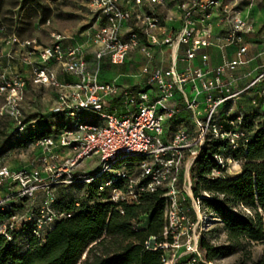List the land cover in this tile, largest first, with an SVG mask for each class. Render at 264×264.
I'll list each match as a JSON object with an SVG mask.
<instances>
[{
	"label": "built area",
	"instance_id": "1",
	"mask_svg": "<svg viewBox=\"0 0 264 264\" xmlns=\"http://www.w3.org/2000/svg\"><path fill=\"white\" fill-rule=\"evenodd\" d=\"M88 2L96 13L98 27L88 34L86 43L67 46L59 34L40 47L34 40H25L21 45L37 54L35 60H27L29 76L0 73V96L4 94V107L18 123V134L26 129L20 102L28 81L53 89L56 100L51 111L68 120L61 132L36 139L40 168L13 171L3 166L1 179L14 181L19 197L31 198L39 188L47 186L43 173L70 182L75 178L70 168L90 159L96 165L91 180L103 178L97 187H109L107 199L112 203L137 204L142 192H163L164 241L156 242V237L150 236L144 242L146 249L162 252V264H173L164 251L168 247L184 250L183 264H212L201 251L198 236L188 232L194 224L189 220L186 202L190 199L192 206L200 205V198L192 196L195 177L186 181L184 162L188 160L189 166H194L201 150L216 144L231 151H245L252 133L244 127L247 120L241 113L229 114L223 106L248 90H253L252 106L264 103V68L241 90H234V77L226 73L247 62L243 59L245 45L238 46L234 59L222 56L221 63L215 66L208 65L206 53L200 54V68H179L177 62L193 60L203 48L233 45L240 34L252 32L253 25L248 15L228 5L222 16L230 27L226 33L216 35L211 16L222 9V0H176L181 24L175 32L163 28L161 18L151 7L165 0ZM168 47L173 55L170 65L164 68L162 60ZM140 51L146 56L140 74L147 76L148 87L121 86L116 80L99 79L103 60L118 65ZM156 53L161 59L159 66L149 68ZM11 57L9 50L0 48V60ZM53 63L73 80L60 79ZM180 113L187 117L175 121ZM173 123L177 125L175 129L171 128ZM214 159L221 167L230 161L220 153ZM130 163H137L134 175L126 169ZM118 183L124 184V190L116 186ZM118 209L123 214V209ZM40 213L32 229L38 239L55 220L70 216L58 214L47 205ZM2 226V235L11 240L8 229Z\"/></svg>",
	"mask_w": 264,
	"mask_h": 264
},
{
	"label": "rangeland",
	"instance_id": "2",
	"mask_svg": "<svg viewBox=\"0 0 264 264\" xmlns=\"http://www.w3.org/2000/svg\"><path fill=\"white\" fill-rule=\"evenodd\" d=\"M227 1L230 2L227 3ZM256 1L222 0L223 7L220 12L222 13L224 7L231 5L236 12L240 13L245 5L246 15L248 13L250 15ZM258 1L262 2L264 0ZM249 15L247 17L252 24ZM97 27L96 13L90 7L88 0H0V48L9 50L12 56L0 60V73H10L7 70L5 59L10 60L8 64L11 67L23 59L24 55L32 54L33 50H30L31 48L21 45L25 40H34L35 46L40 47L49 44L53 36L59 34L63 36V42L66 44H82L87 42L88 34L94 32ZM261 30H264V26ZM249 33L240 34L235 43L240 42L243 36ZM139 53L142 54V58L137 61L138 67L142 65L144 60L146 61L143 52L140 51ZM222 56L225 57L224 54ZM125 63V66L119 67L121 70H134L135 66L130 67V61ZM111 68H115V66H105L106 70ZM50 89L49 87L37 86L29 87L26 92L24 90L20 102V112L22 114L21 121L25 123L26 129L20 134L16 131L18 123L6 111L4 94H1L0 167L5 166L13 171L23 167H41L40 162L37 161L39 153L35 138L40 133H47V135L59 133L62 131V126L58 125L68 122L66 118L55 116L52 113L53 101ZM242 99L243 95L236 99L235 110L248 116L249 128L246 129H256L260 125H264V117H262L264 106L257 105L251 110L252 108L248 103L245 105L238 104ZM224 110L227 109L224 108ZM249 111L250 113H248ZM176 126V123H173L171 128L175 129ZM220 154L224 158H230V161H227V164L219 172L216 169H211L209 176L224 179L237 177L241 173L240 157L234 159L233 155L235 153L227 148H221ZM95 168L96 165L90 159L71 167V175L75 178L70 182H64L67 179H60L61 177L58 178L54 174L47 175L43 173V181L47 186L39 188L31 198L19 197L15 182L11 179H1L0 176V214H10L8 217L0 219V234L4 229L2 225H5L11 236V240L7 241L23 251L28 247L26 241L33 235L34 222L40 216V210L43 206H49L51 210L58 214L64 213L62 205L66 201L81 202L94 193L95 190L91 189L90 184L96 187L97 193L108 197L109 187L103 190H99L97 187L101 184L103 178L91 180V174L96 170ZM126 169L129 170L130 174H136L138 172L137 163H130ZM184 169L186 181L196 175L195 165L189 166L188 160L184 162ZM116 186L124 190L123 183H118ZM94 201L95 197L89 200L88 204L91 205ZM186 205L190 207L187 212L189 220L194 224L188 229V232L192 233L194 231L199 242L204 239L213 247L226 246L227 248L223 254L209 260L212 264H252L258 260L264 261V241L241 240L238 245H232L227 240L219 216L208 210L201 200L200 205L193 204L192 206L191 200L188 199ZM141 221L143 223L145 217H142ZM9 224H12L11 228ZM181 238L183 237L181 236ZM200 249L205 253L203 248L200 247ZM164 251L168 260H173V264H183L186 260V255L181 247L178 249L168 247L164 248Z\"/></svg>",
	"mask_w": 264,
	"mask_h": 264
},
{
	"label": "trees",
	"instance_id": "3",
	"mask_svg": "<svg viewBox=\"0 0 264 264\" xmlns=\"http://www.w3.org/2000/svg\"><path fill=\"white\" fill-rule=\"evenodd\" d=\"M244 118L247 120L244 127L249 128L248 116ZM247 130L252 133L245 151H233V158L241 159V173L237 177L209 176L211 169H223L214 159L220 153V144L202 149L194 162L192 194L219 216L232 245H238L241 240L264 241V125ZM44 136L47 133H40L35 139ZM90 187L95 191L88 199L70 200L62 205L64 213L70 216L55 220L42 239L31 235L26 241L27 249L21 251L0 234V264H162V252L146 249L144 242L150 236H155L156 242L163 240V192H142L137 204H115L97 193L95 186L90 184ZM94 197V203L88 204ZM9 215L2 213L0 219ZM142 217H145L143 223ZM199 245L205 250L207 260L227 249L213 247L204 239ZM252 264H264V261Z\"/></svg>",
	"mask_w": 264,
	"mask_h": 264
},
{
	"label": "crops",
	"instance_id": "4",
	"mask_svg": "<svg viewBox=\"0 0 264 264\" xmlns=\"http://www.w3.org/2000/svg\"><path fill=\"white\" fill-rule=\"evenodd\" d=\"M176 0H165L164 4H152V8L154 12L161 18V23L163 25V28L167 32H175L180 27V16L179 12L177 11L175 7ZM256 1V0H255ZM230 1H227V3ZM254 2V0H253ZM231 6V5H229ZM247 9L245 8V5L243 6L241 14H247L245 12ZM249 15V13H248ZM250 21L253 24V31L249 34H245L240 42L235 43L233 45L225 46L224 49H220L217 46L213 45L207 48L200 49L195 58L188 62L178 61L177 65L179 68H184L187 65H190L193 68H200L201 67V60H200V54L206 53L208 55V65L209 66H215L221 63V55H225L227 60H232L235 58V53L237 51L238 46L245 45L247 50L243 54V59L247 60L244 64L238 65L234 68L232 71H228L226 73L227 76H233L234 81L232 84V88L234 90H241L244 86H246L250 80L262 69L264 68V30H261L262 26H264V1H256V3L253 6V9L249 15ZM211 20L213 23L214 33L216 35H222L227 32V30L230 27V23L228 20H225L222 16V13L220 11H215L212 16ZM160 34V32H158ZM64 44H66L64 42ZM83 44V43H82ZM69 46V44H66ZM72 45V44H71ZM73 45H78L77 43ZM166 54L165 58L162 60V66L164 68H167L170 65V56L173 55L171 49L168 47L166 48ZM25 57L19 62H17L15 65L9 66L8 62L9 59H5L7 63V70L9 72H18L20 71L25 76H29L30 73V66L27 63L28 61L35 60L37 58V54L35 51L32 52V54L24 55ZM87 58L90 60L91 56L87 55ZM142 58V54L139 52H133L128 56L125 60V62L130 61V67L135 66L134 70H121L119 67L125 66L126 63L123 62L122 64L118 65H112L107 60H103L100 66L99 70V79L101 81H110V80H116V82L121 86H129V87H137V88H146L148 87L147 84V76L140 74L141 68L145 65V60L142 62V65L138 67L137 61ZM160 57L158 53L155 54V58L151 62V65L149 68L157 67L159 66ZM125 64V65H124ZM106 65H112L115 66V68H111L109 70L105 69ZM137 66V67H136ZM53 69L57 73L58 77L60 79H64L67 81H72L73 78L68 76V74L61 71L60 66L56 63L52 64ZM29 87H37L36 85H33L30 83V81L27 82L26 90ZM52 92V101L53 104L51 106H54L55 100H56V93L53 89H50ZM243 95V99L238 102L240 105L249 104L251 106V110H253V107L250 104V98L253 96V90H248L246 92L241 93L239 96H237L235 99L231 100V102H228L226 105L223 106L227 109L229 114H237L239 112H236V99H239ZM258 105L264 106V103H259ZM252 112V111H251ZM250 113V111L248 112ZM185 113H180L175 121L184 120L187 116ZM39 153V151H38Z\"/></svg>",
	"mask_w": 264,
	"mask_h": 264
}]
</instances>
